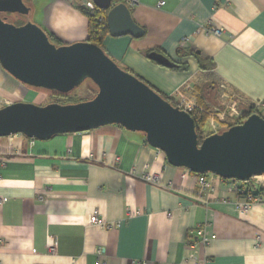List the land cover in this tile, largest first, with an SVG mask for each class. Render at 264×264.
Here are the masks:
<instances>
[{
	"label": "crops",
	"instance_id": "crops-1",
	"mask_svg": "<svg viewBox=\"0 0 264 264\" xmlns=\"http://www.w3.org/2000/svg\"><path fill=\"white\" fill-rule=\"evenodd\" d=\"M24 1L58 44L86 40L88 0ZM128 8L141 35L107 32L103 48L158 92L195 97L210 114L204 135L249 110L264 118V0H139ZM207 25L223 33L197 31ZM152 51L182 67L160 65ZM46 99L47 90L0 66V108ZM206 177L214 191L199 195L197 173L117 124L47 140L0 136V264H264V200L241 212L234 194L221 197L224 182ZM94 212L119 225L89 223ZM201 224L210 241L192 246Z\"/></svg>",
	"mask_w": 264,
	"mask_h": 264
},
{
	"label": "water",
	"instance_id": "water-1",
	"mask_svg": "<svg viewBox=\"0 0 264 264\" xmlns=\"http://www.w3.org/2000/svg\"><path fill=\"white\" fill-rule=\"evenodd\" d=\"M106 11L111 36L138 37L128 6L111 0H91ZM24 19L15 24L7 16ZM24 0H0V66L20 83L67 94L86 79L95 95L73 103L38 105L18 101L0 108V136L22 134L47 140L55 134L75 133L117 124L139 131L165 153L169 164L194 173L247 181L264 174V118L257 112L199 142L192 115L163 98L146 82L121 68L99 45L87 40L55 45L47 32L29 18ZM148 57L164 67L176 63L152 51Z\"/></svg>",
	"mask_w": 264,
	"mask_h": 264
},
{
	"label": "built area",
	"instance_id": "built-area-1",
	"mask_svg": "<svg viewBox=\"0 0 264 264\" xmlns=\"http://www.w3.org/2000/svg\"><path fill=\"white\" fill-rule=\"evenodd\" d=\"M119 2L125 3L127 6H133L135 5L139 0H115ZM162 2H159V5H161ZM83 8L86 10H96L98 9L96 5L91 1L88 0L85 2ZM197 31H203L205 34L208 35H214V36H221L223 33L222 28H216L210 25H207L202 28H198ZM172 104L177 105L180 109H183L187 112H192L195 109H199L196 98H187L186 96L182 95V93L175 92L174 96H171L172 98ZM226 110H223L221 112H218L219 117L223 118L225 116ZM213 127V132H219L220 130V125L218 123H215L212 125ZM223 130V129H222ZM221 131V130H220ZM207 174H210L212 177H217L219 180H222L224 182L223 188H224V195L221 197L223 198L224 201L228 200V197L226 196L227 193H231L235 195V198L233 200L235 207L241 211V212H247L250 207L258 202L263 201V195H255L252 192L256 189H262L264 193V174L262 175H254L250 177L247 181H241V180H236V179H223L217 175L211 174V173H201L197 174V182H198V194L203 195V194H211L210 192L214 191V187H211L210 184H208L207 180ZM144 179L148 181H156L155 176H144ZM226 193V194H225ZM7 199L6 196L0 195V204L5 202ZM208 200L203 198L202 203L204 205H208ZM89 223L95 224L99 226L100 228L104 229H111L119 225V222H108L102 218H99L97 216V213H92L89 216ZM207 224H201L198 225L196 228V234L197 238L196 241L193 243L191 242L190 244L192 246L199 244V245H207L210 241V236L207 234ZM50 251H55L54 246H49ZM101 251L97 250V254H100Z\"/></svg>",
	"mask_w": 264,
	"mask_h": 264
},
{
	"label": "trees",
	"instance_id": "trees-1",
	"mask_svg": "<svg viewBox=\"0 0 264 264\" xmlns=\"http://www.w3.org/2000/svg\"><path fill=\"white\" fill-rule=\"evenodd\" d=\"M81 9L84 10V13L88 16V19H89L88 34H87L86 40L91 42V43L97 44L101 48H103V39H104L105 35L108 32V28H107V24H106V11L101 10V9H96V10H86L85 8H81ZM10 21H12L13 23L19 25V24H22L24 22V19L19 17V18H16L14 20L11 19ZM49 39H50V41L53 40V38H51L50 35H49ZM174 67L181 68L182 66L181 65L177 66V64H176V66H174ZM125 70H127L128 72L134 74L133 72H131L128 69H125ZM148 85L151 88H153L150 84H148ZM154 90L156 92H158L156 89H154ZM73 91H71V92H69L67 94L57 93V92H54V91H48V92L50 94L51 102L55 101V102H58V103H68L66 101V98L69 97L72 94ZM84 91H85V95H84V97L82 99H80V101L92 98L95 95V93H96V87L90 81V85L87 84V85L84 86ZM158 93L163 98L168 100L169 102H172V98H170V97H168V96H166V95H164V94H162L160 92H158ZM254 112L255 111H253V110H249L246 114H244L243 116L239 117L235 121L234 124L240 123L246 116H248V115H250V114H252ZM190 114L192 115V117L194 119L195 129H196V132L198 134V138H199V142H200L201 139L203 138V135H204L203 134V126L205 125L206 121L210 117V114H209V112L207 110H204V109H201V108L195 109L194 111L190 112ZM231 125H233V123L232 124H228L226 126V128L230 127ZM252 193L255 194V195H263V200H264V193H263L262 189H256Z\"/></svg>",
	"mask_w": 264,
	"mask_h": 264
},
{
	"label": "rangeland",
	"instance_id": "rangeland-1",
	"mask_svg": "<svg viewBox=\"0 0 264 264\" xmlns=\"http://www.w3.org/2000/svg\"><path fill=\"white\" fill-rule=\"evenodd\" d=\"M7 16H9L10 18H12L13 20L16 19V18H19V17L15 16V15H10V14H8ZM54 39L51 40L52 43H54L55 45H61V44H58L55 41L56 39L55 40ZM114 61L116 62V60H114ZM87 84L90 85V81L88 79H86L80 86H78L77 88H75L74 91L72 92V94L69 97L66 98V101L68 103H73V102H76V101L77 102L80 101V99H82L84 97V95H85L84 86L87 85ZM40 90H44V89H40ZM47 100L48 99L43 100V105L47 103ZM208 127H209V125H207V123H206L205 124V129H207Z\"/></svg>",
	"mask_w": 264,
	"mask_h": 264
}]
</instances>
